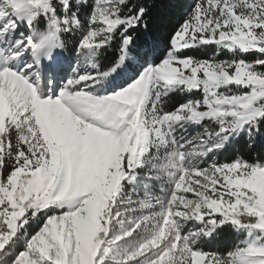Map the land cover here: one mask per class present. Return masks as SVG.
<instances>
[{"label":"snow or ice","instance_id":"obj_1","mask_svg":"<svg viewBox=\"0 0 264 264\" xmlns=\"http://www.w3.org/2000/svg\"><path fill=\"white\" fill-rule=\"evenodd\" d=\"M154 3L92 0L85 28L73 0H0V264H264V193L246 186L264 163L237 156L200 167L234 134L246 130L251 141L264 120V0H195L159 64L98 97L110 71L95 58L118 37V61L125 60L141 30L143 48H151ZM41 17L47 28L37 31ZM19 23L28 35L13 40ZM79 30L78 57L95 71L80 72L78 59L52 95L63 67L51 53L67 46L62 34ZM208 44L233 58L182 51ZM26 52L32 59L18 67ZM247 52L254 58L243 57ZM42 57L49 63L40 68ZM176 90L198 91L201 98L165 113L163 98ZM203 120L204 131L191 139L175 135L176 128ZM49 129L64 143L58 170L42 179L38 170L55 160L44 137ZM150 162L171 187L158 196L133 199L130 192L120 199L124 182L135 181L137 169ZM65 204L66 211L45 212L44 223L28 235L25 226L42 210ZM136 210L142 214L124 228L120 217ZM226 224L245 230V239L226 252L199 247ZM116 228L124 230L109 239ZM138 232L141 241L121 254L117 242Z\"/></svg>","mask_w":264,"mask_h":264},{"label":"trees","instance_id":"obj_2","mask_svg":"<svg viewBox=\"0 0 264 264\" xmlns=\"http://www.w3.org/2000/svg\"><path fill=\"white\" fill-rule=\"evenodd\" d=\"M130 3L147 2V0H129ZM92 0H86L85 3L76 4L73 0V10L79 9L77 15L80 20L83 21L85 14L91 9ZM153 26L151 33L149 34L153 40V46L148 49H144L142 46V40L145 35L144 31L137 32L136 45L132 48L130 46L129 52L131 53L123 62L121 70L117 72V75L129 74L133 75L137 72L143 64L151 62L153 65L159 64L166 53L169 51L170 36L172 32L185 20L186 7L184 0H155L154 4L149 5ZM47 28V21L43 17L39 19L36 24L37 31H43ZM81 38V32L64 33L61 39L67 40L68 44L64 49H60L62 55L66 58H70ZM207 50L214 51V47L210 46ZM188 55L194 56L199 59H207V55L203 54L201 48L185 49ZM119 38L112 42V45L100 50V54L97 59L101 70L114 69L120 61L119 56ZM222 58L229 57L228 52H221ZM240 55V54H238ZM243 57L248 60L253 59V53L247 52L242 54ZM233 57V56H232ZM182 103L180 97L172 95L168 100L170 110L176 109ZM251 143V146H249ZM237 156H242L245 161L249 163H264V120L260 122L259 131L255 132L254 137L250 141L249 136L242 132L236 136H232L228 143L221 152V158L225 163H231L236 160ZM43 224V219L38 224L29 229L30 235L35 232ZM246 231L243 229L237 230L231 224H226L222 228L217 229V232L213 234V237L207 240H202L201 248L205 251L212 252H226L232 248L237 241L245 239Z\"/></svg>","mask_w":264,"mask_h":264},{"label":"rangeland","instance_id":"obj_3","mask_svg":"<svg viewBox=\"0 0 264 264\" xmlns=\"http://www.w3.org/2000/svg\"><path fill=\"white\" fill-rule=\"evenodd\" d=\"M82 3L86 4V0H82ZM184 3L187 5L186 11H185L186 17H187L189 15V13L192 11L195 0H184ZM91 5H92V3H91ZM90 11H91V9L89 10V12ZM89 12L87 14H85V16L83 17V21H81L82 25L85 28H86L87 23H88L87 17H88ZM79 31L81 32V36H82L83 30H79ZM21 32H24L25 35H28V28L23 23L18 24V26L15 30V33L11 37V39L14 40V39L18 38ZM80 41H81V38H80ZM80 41H79V43H80ZM210 46L214 47V51L206 49L207 47H210ZM215 47H216L215 44H208V45H204L200 48L203 50L202 51L203 54H206L208 56L207 59L211 58L214 55L219 60H228V59L233 58L232 52L227 51V50H222L221 52H223V51L228 52L229 57L222 58L221 52L219 55H217L216 51H215ZM76 49H77V47H76ZM78 59L81 60V66L79 68L80 72L95 71V69L90 68V66L88 65L87 59L82 58V57H78L76 50L74 51L73 55L69 59L64 57V56H61L60 62L62 64L65 61H69L74 67H76ZM24 60H28V59L22 58L21 61L18 62L17 66L19 67L20 64H22V62ZM123 62H124V60L120 61L119 64L114 69L110 70V75L104 81V86L95 92V94L98 97L100 95L113 93L118 88H121L125 83L130 84L147 67H149L150 65H153L151 62H147L146 64H143L140 68H138L137 72L133 75L121 74L118 76L117 72L119 70H121ZM62 67H63V65H62ZM70 68H71V66L67 69H70ZM63 71L65 72V70H63ZM70 75L65 76L64 78H57L55 92L52 93V95H55L60 91L62 84L69 78ZM230 86L235 88V85H230ZM42 91H43V95H45V96L49 95V90L47 88H44ZM245 91H247V89H245ZM174 94L177 95L178 97H180V99L182 101V103L177 108H179L181 105L185 104L187 101H190L192 99H200L201 98V94L198 91L197 92H181L179 90H176V91L170 92L168 96L163 98L162 108H163L165 113H171L173 111V110H170V106L168 105V100ZM207 123H208L207 120H203L202 122H192L183 128H176L175 135L182 136L184 138V140L191 139L192 137H194L198 133H202L204 131V127L206 126ZM213 126H215V125H213ZM246 127L247 126H245V128ZM242 132L247 134L246 130L241 131L240 133H242ZM233 136H236V134H234ZM44 137H45L46 143H48V145H49V150L55 152V160L53 161L52 159H49V160L45 161V164L42 166V169L38 170L37 174H40L42 179L44 177H49L51 175H54L55 172L58 170L60 163H61V148H62V145L64 143L62 134L59 133L58 131L54 130V129H49L48 131H45ZM53 142H55V146H54ZM181 143H183V140L181 141ZM225 145H224V147H225ZM223 148L220 149L219 151L207 153V155L203 158V160H201L200 167L201 168L208 167V165L212 163L213 159L217 162V164L225 163V161L221 158V152H222ZM101 151H103V148H101ZM148 156L149 157L153 156L152 150L149 151ZM161 158H162V156L156 157V160H159ZM153 162H155V161H153ZM137 171L141 175L133 182H127V181L124 182V187H123V191L121 193L120 199H123L125 196L129 195L130 192H134L136 194L133 196V199H141V198H143V196L146 193L158 196V195H161L163 192H166L171 187V183L166 176H159V178H157V176L153 172L151 162L146 163L141 168H138ZM149 172H153V178L150 180L145 179V174L149 173ZM246 186L251 188L253 191H256L259 193H264V169H255L252 173L250 180L246 182ZM125 207L133 208V207H135V205L129 204V205H125ZM66 210H67L66 204L63 208H60L57 205H50L47 209L42 210L35 219H33L32 221L29 222L30 227L28 225L25 226L27 228L28 235H30L29 229L36 226L40 220L43 219V223H44V221L46 219V217L44 215L45 212H47L48 215H52L54 213L58 214L60 212L66 211ZM141 214L142 213L139 210L126 212L123 217H120V219L123 220V222H124V228L129 227L130 226L129 222ZM123 230L124 229L116 228L115 232L109 233V239H111L114 234L122 232ZM142 235H143L142 233L138 232L136 235H134L131 238H125L124 240L117 242V248L120 249L121 254H123V252L125 250L131 251V249L134 248L141 241ZM201 246H202V240L199 242V247L201 248ZM105 264H114V262L111 260H107V261H105Z\"/></svg>","mask_w":264,"mask_h":264},{"label":"bare ground","instance_id":"obj_4","mask_svg":"<svg viewBox=\"0 0 264 264\" xmlns=\"http://www.w3.org/2000/svg\"><path fill=\"white\" fill-rule=\"evenodd\" d=\"M25 54H27L28 58L31 60L32 57L30 56V54L28 52H26ZM52 56L56 57L59 61H60V58H61V53H60V50L59 48L57 49H54L53 52L51 53ZM49 60L47 58H41V63H40V68H43V65L49 63L48 62ZM70 67V66H69ZM67 67V68H69Z\"/></svg>","mask_w":264,"mask_h":264}]
</instances>
